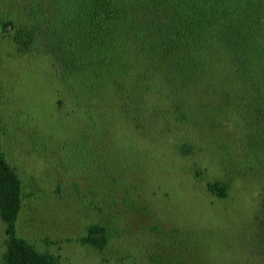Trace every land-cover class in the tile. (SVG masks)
Listing matches in <instances>:
<instances>
[{"label": "rangeland", "instance_id": "obj_1", "mask_svg": "<svg viewBox=\"0 0 264 264\" xmlns=\"http://www.w3.org/2000/svg\"><path fill=\"white\" fill-rule=\"evenodd\" d=\"M50 56L20 54L0 35V138L23 180L21 236L62 264H172V230H205L194 236L205 238L209 256L199 263L264 264L251 249L256 216L264 214L263 122L185 104L180 118L165 91L146 102L107 95L100 102L99 91L78 87ZM107 119L111 128L104 129ZM104 131L106 155L131 174L105 168L103 175ZM183 143L192 144L191 154L180 151ZM75 154L83 155V170ZM214 181L226 182L225 197L209 190ZM92 222L110 227L103 251L79 241ZM4 230L0 219V258Z\"/></svg>", "mask_w": 264, "mask_h": 264}, {"label": "trees", "instance_id": "obj_2", "mask_svg": "<svg viewBox=\"0 0 264 264\" xmlns=\"http://www.w3.org/2000/svg\"><path fill=\"white\" fill-rule=\"evenodd\" d=\"M0 35L10 36L20 54L51 55L66 78L75 77L88 93L99 91L100 102L103 95L124 103L135 96L146 102L150 93L165 91V101L181 112L180 118V104H185L193 112L230 110L246 123L257 119L264 125V0H0ZM120 75L124 78L118 83ZM147 77L162 82L145 81ZM108 122L104 129L111 128ZM108 135L104 131L100 142L101 148L105 145L99 151L106 164L103 175L112 168L125 177L131 167L121 169L117 158L106 155ZM180 151L191 154L192 144H181ZM82 156L72 157L81 170ZM207 184L217 196L227 195L226 182ZM22 192V177L0 138V219L5 228L0 264H62L59 255L19 234ZM256 218L251 249L264 260V214ZM192 231L172 230L178 250L172 264L209 262L205 238H194L207 231ZM110 232L108 225L92 222L79 241L103 251Z\"/></svg>", "mask_w": 264, "mask_h": 264}]
</instances>
